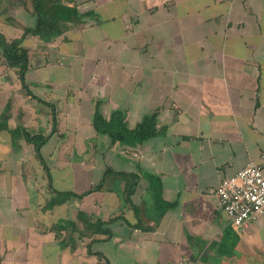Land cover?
<instances>
[{
	"label": "crops",
	"instance_id": "obj_1",
	"mask_svg": "<svg viewBox=\"0 0 264 264\" xmlns=\"http://www.w3.org/2000/svg\"><path fill=\"white\" fill-rule=\"evenodd\" d=\"M74 2L83 21L45 42L24 36L28 7L0 0V35L22 39L37 97L0 53V264H264V215L236 228L214 196L251 162L264 172V0ZM97 112L128 131L155 116L156 134L111 145ZM18 127L49 138L42 162L12 140ZM107 172L138 177L132 207ZM149 177L171 206L162 215ZM102 182L111 188L47 209L55 193ZM80 213L112 235L80 238Z\"/></svg>",
	"mask_w": 264,
	"mask_h": 264
},
{
	"label": "trees",
	"instance_id": "obj_2",
	"mask_svg": "<svg viewBox=\"0 0 264 264\" xmlns=\"http://www.w3.org/2000/svg\"><path fill=\"white\" fill-rule=\"evenodd\" d=\"M25 7H28L29 10H31L33 16L36 19V23L34 28L24 29V36L31 35L33 37H38L45 42H50L63 36L67 31L68 25H77L85 18L84 15H80L78 13L74 0H29L28 6L26 5ZM21 44L22 39L7 43L6 40L0 35V53L3 57L4 63L10 69H17L18 79L21 83L22 89L30 98L37 100V97L31 93L28 85L26 84L25 75L27 73L28 52L22 48ZM38 101L42 102L39 99ZM155 118V116L146 117L142 119L140 124L137 125L134 130L128 131L123 125V119L120 114H114L111 123H108L97 112L93 118V129L98 135L107 137L110 140L111 145L127 144L129 146H135L143 143L156 134L154 126ZM56 126L57 116L54 113V109H52L53 133L56 129ZM3 130H7L5 124L0 125V131ZM10 134L13 141L16 140L17 137H20L23 138L27 144L32 145L36 157H38L42 162L41 149L47 143L49 138H44L37 135L33 136L30 133L20 129V127H18L15 131L10 132ZM106 174L118 177L126 183L124 202L132 207L130 198L134 193L138 182V177L135 175H113L112 172H107ZM148 181L153 190L155 201L159 209V214L162 215L168 209H170L171 206L162 200V188L159 180L149 177ZM110 188V182H102L100 185L94 187L82 195L55 193V198L47 203V209H52L58 205H61L71 197L80 200L92 193L104 192ZM77 219L81 223V226L84 228V230L87 231H80V238H89L91 234L107 236V238L112 235L108 229V224L98 221L91 224L89 222L90 218L81 213L78 214ZM63 229V227H59V231H62ZM90 232L91 234H89ZM88 253L91 254L90 250H88Z\"/></svg>",
	"mask_w": 264,
	"mask_h": 264
},
{
	"label": "built area",
	"instance_id": "obj_3",
	"mask_svg": "<svg viewBox=\"0 0 264 264\" xmlns=\"http://www.w3.org/2000/svg\"><path fill=\"white\" fill-rule=\"evenodd\" d=\"M231 225L242 228L264 215V172L260 165L247 164L234 177L224 179L215 190Z\"/></svg>",
	"mask_w": 264,
	"mask_h": 264
},
{
	"label": "rangeland",
	"instance_id": "obj_4",
	"mask_svg": "<svg viewBox=\"0 0 264 264\" xmlns=\"http://www.w3.org/2000/svg\"><path fill=\"white\" fill-rule=\"evenodd\" d=\"M10 1V0H9ZM14 1H16V2H18V4H17V7L19 8V11L21 10V7L23 8V7H25L26 5L28 6V4H29V0H14ZM25 4V5H24ZM6 11V10H5ZM8 14V13H7ZM5 15L3 12H2V16L3 17H9L10 15ZM29 21V18L28 17H25L24 18V23L26 24V22H28ZM29 24H30V22H29ZM35 24V23H34ZM34 24H33V26H34Z\"/></svg>",
	"mask_w": 264,
	"mask_h": 264
}]
</instances>
